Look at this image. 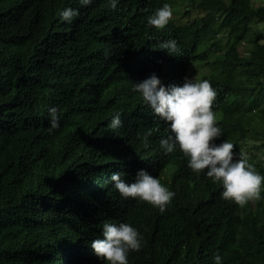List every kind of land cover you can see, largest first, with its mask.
<instances>
[{
  "label": "trees",
  "instance_id": "obj_1",
  "mask_svg": "<svg viewBox=\"0 0 264 264\" xmlns=\"http://www.w3.org/2000/svg\"><path fill=\"white\" fill-rule=\"evenodd\" d=\"M175 2L117 0L113 9L109 0H0V264H106L91 241L103 239V223L122 221L142 237L129 264H214L215 255L221 264H264V184L243 208L225 201L222 183L194 173L178 148L164 153L169 124L133 86L152 75L181 86L189 63H205L201 80L222 114L213 142L232 143L264 176V159L244 151L246 140L264 150V6L188 0L164 29L147 24ZM66 8L79 15L61 20ZM170 40L179 49L172 55L159 48ZM51 107L60 120L49 131ZM140 170L175 193L164 212L114 188V173L133 183Z\"/></svg>",
  "mask_w": 264,
  "mask_h": 264
},
{
  "label": "clouds",
  "instance_id": "obj_2",
  "mask_svg": "<svg viewBox=\"0 0 264 264\" xmlns=\"http://www.w3.org/2000/svg\"><path fill=\"white\" fill-rule=\"evenodd\" d=\"M87 6L93 0H79ZM115 9L117 0H109ZM79 15L78 10L66 8L60 12V19L70 22ZM173 17L169 4L165 3L157 9L154 15L147 19V24L162 30ZM160 49L167 50L172 55L179 51L177 42L170 40L162 43ZM134 90L140 93L141 99L153 113L169 124L167 138L160 140V146L166 154L179 149L187 158V166L197 174L205 173L207 177L222 183V198L234 202L243 208L249 202L261 199L264 176L260 175L253 164L242 153L236 158L235 146L224 140L215 144L222 136V130L217 126V114L212 110L217 92L208 80L195 81L185 78L181 86L175 84L163 86L155 75L134 84ZM49 131L59 127V112L56 107L48 110ZM222 118V114H221ZM121 126L120 116L116 114L110 127ZM151 131L138 137L144 149L149 147L148 137ZM121 173H114L111 182L119 195L124 199H138L164 212L175 196L173 191L161 184L157 177H153L144 170L137 173L133 183H126L121 179ZM103 239L91 241V249L96 257L106 264H128V254L139 251L142 247V237L139 231L126 222L103 223ZM214 264H221L219 255L213 257Z\"/></svg>",
  "mask_w": 264,
  "mask_h": 264
},
{
  "label": "rangeland",
  "instance_id": "obj_3",
  "mask_svg": "<svg viewBox=\"0 0 264 264\" xmlns=\"http://www.w3.org/2000/svg\"><path fill=\"white\" fill-rule=\"evenodd\" d=\"M176 1L174 5L171 6L173 11L172 19H178L185 11L188 0H173ZM254 6H264V0H252ZM260 32L264 34V22L259 25ZM247 41L243 43L240 48L241 52L244 50V46L247 45ZM207 67L205 63L202 62H192L187 65L186 68V78L189 80L194 79L195 81H200V79L206 75ZM217 121L221 120V114H217ZM244 151L248 156H256L264 159V150L260 148V142L254 140H246L244 144Z\"/></svg>",
  "mask_w": 264,
  "mask_h": 264
},
{
  "label": "bare ground",
  "instance_id": "obj_4",
  "mask_svg": "<svg viewBox=\"0 0 264 264\" xmlns=\"http://www.w3.org/2000/svg\"><path fill=\"white\" fill-rule=\"evenodd\" d=\"M143 134H144V133H143ZM134 138H135V137H134ZM104 141H105V140H104ZM106 141H107V140H106ZM102 142H103V141H102ZM102 142H101V143H102ZM101 143H100V144H101ZM154 144H155V143H154ZM156 144H157V143H156ZM102 145H103V144H102ZM109 145H110V144H109ZM157 146H158V145H157ZM131 147H132V146H131ZM141 147H142V146H141ZM151 147H152V145H151ZM139 148H140V147H139ZM159 149H160V148H159ZM161 149H162V148H161ZM117 150H118V149H117ZM127 151H128V150H127ZM159 151H160V150H159ZM163 151H164V150H163ZM136 152H137V150H136ZM145 153H146V151H145ZM155 153H156V152H155ZM155 153H153V154L155 155ZM159 153H160V152H159ZM164 153H165V151H164ZM146 154H147V153H146ZM98 155H99V154H98ZM137 155H139V154H137ZM143 155H144V154H143ZM162 155H163V153H162ZM166 155H167V154H166ZM156 156H157V153H156ZM167 156H168V155H167ZM130 157H131V156H130ZM162 157H163V156H162ZM95 158H96V157H95ZM149 158H150V157H149ZM93 159H94V158H93ZM151 159H152V158H151ZM180 159H181V158H180ZM152 160H153V159H152ZM159 160H161V158H160ZM159 160H158V161H159ZM185 160H186V159H185ZM136 161H137V160H136ZM147 161H150V160L147 159ZM154 161H155V160H154ZM97 162H98V161H97ZM131 162H132V161H131ZM155 162H156V161H155ZM172 163H173V162H172ZM147 164H149V162H148ZM170 164H171V163H170ZM152 165H153V164H152ZM172 165H173V164H172ZM182 165H184V164H182ZM107 166H108V165H107ZM169 166H170V165H169ZM169 166H168V167H169ZM178 166H180V165H178ZM146 167H147V166H146ZM148 168H149V167H148ZM152 168H153V167H152ZM172 168H173V167H172ZM184 168H185V167H184ZM150 169H151V168H150ZM170 169H171V168H170ZM147 170H148V169H147ZM158 170H159V169H158ZM172 171H173V169H172ZM184 171H185V170H184ZM161 172H162V171H161ZM161 172H160V175H161ZM165 172H166V171H165ZM156 173H157V172H156ZM167 173H169V172H167ZM180 173H181V172H180ZM173 174L175 175V173H173ZM173 174H172V175H173ZM169 175H170V174H169ZM169 175H168V176H169ZM174 175H173V176H174ZM178 175H179V174H178ZM165 176H166V175H165ZM168 176H167V177H168ZM195 176H197V175H195ZM171 177H172V176H171ZM198 177H199V176H198ZM163 178H166V177L163 176ZM200 179H201V178H200ZM180 180H181V179H180ZM188 180H190V179L188 178ZM206 180H207V179H206ZM184 181H185V180H184ZM181 182H182V180H181ZM186 182H188L187 179H186ZM192 182H194V181H192ZM203 182H204V181H203ZM187 184H188V183H187ZM201 184H202V183H201ZM193 185H194V183L192 184V186H193ZM197 186H198V185H197ZM202 186H203V185H202ZM181 187H183V186H181ZM181 187H180V188H181ZM180 188L177 189V190L175 189V190H176V193H177V191H180ZM184 188H185V187H184ZM193 190H194V189H193ZM181 191H182V190H181ZM181 191H180V193H181ZM184 191H186V190H184ZM195 191H196V190H195ZM187 192H188V191H187ZM192 192H193V191H192ZM190 193H191V192H190ZM190 193H189V194H190ZM196 194H197V193H196ZM177 195H179V194H177ZM192 195L194 196V194H192ZM180 196H181L182 199H181V198H179V199H181V200H183V201L186 199V198L183 199V196H185V193H184L183 195H182V193H181ZM180 196H179V197H180ZM191 198H192V196H191ZM191 198H190V200H191ZM188 199H189V198H188ZM181 200H180V201H181ZM125 201H126V200H125ZM183 201H181V202H183ZM185 202H186V201H185ZM126 203H127V202H126ZM132 204H133V203H132ZM134 205H135V204H134ZM137 205H138V204H137ZM139 205H140V204H139ZM138 207H139V206H138ZM132 209H134V208H132ZM133 211H134V210H133ZM136 215H137V214H136ZM123 217H124V216H123ZM130 217H131V216H130ZM135 217H137V216H135ZM137 218H138V217H137ZM134 221H135V220H134ZM122 222H124V221H122ZM137 222H138V221H137ZM132 223H133V222H132ZM134 223H135V222H134ZM150 250H151V249H150ZM149 252H150V251H149ZM132 254H133V253H132ZM142 259H143V258H142ZM146 259H147V258H146ZM128 264H129V263H128ZM131 264H132V263H131Z\"/></svg>",
  "mask_w": 264,
  "mask_h": 264
}]
</instances>
